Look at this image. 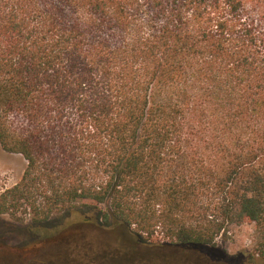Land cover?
Wrapping results in <instances>:
<instances>
[{
	"label": "trees",
	"instance_id": "obj_1",
	"mask_svg": "<svg viewBox=\"0 0 264 264\" xmlns=\"http://www.w3.org/2000/svg\"><path fill=\"white\" fill-rule=\"evenodd\" d=\"M0 146L30 242L81 204L149 247L250 223L264 264V0H0Z\"/></svg>",
	"mask_w": 264,
	"mask_h": 264
},
{
	"label": "rangeland",
	"instance_id": "obj_2",
	"mask_svg": "<svg viewBox=\"0 0 264 264\" xmlns=\"http://www.w3.org/2000/svg\"><path fill=\"white\" fill-rule=\"evenodd\" d=\"M25 166L20 155L6 153L0 146V194L19 182ZM82 211L80 204L67 214L54 215L51 224L58 232L50 239L31 242L18 233L22 225L0 215V264H61L68 260L70 264H249L255 253L257 237L250 223L227 228L214 246L149 247L138 245L124 228L84 223Z\"/></svg>",
	"mask_w": 264,
	"mask_h": 264
}]
</instances>
